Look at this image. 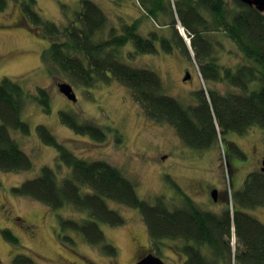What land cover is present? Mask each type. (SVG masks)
I'll return each mask as SVG.
<instances>
[{
  "label": "trees",
  "instance_id": "16d2710c",
  "mask_svg": "<svg viewBox=\"0 0 264 264\" xmlns=\"http://www.w3.org/2000/svg\"><path fill=\"white\" fill-rule=\"evenodd\" d=\"M15 1L24 7L23 26L49 41L41 58L50 73L69 77L72 83L85 88L115 78L129 89L148 118L174 126L187 146L211 149L223 135L228 156L243 159L241 164L248 160L238 149L235 136L258 127L264 139V12L256 7L240 0H137L144 16L152 17L156 24L147 34L141 28L142 18L109 26L105 10L95 0H80V9L66 25L45 19L36 8V0ZM8 3L9 0H0V11L6 10ZM179 22L190 36L204 79L213 84L226 83L234 90L220 92L210 86L208 94L204 89L197 91L195 104H185L166 93L157 71L127 62L141 54L159 52L160 44L168 52L176 49L190 55V48L177 28ZM224 37L242 54V62L236 67L218 60L217 50ZM31 95L12 78L0 81L2 172L19 173L35 166L32 154L23 149L13 133L31 134V125L23 119ZM35 97L43 110L50 113L49 91L40 88ZM59 113L62 123L76 134L105 140V127L76 116L75 112L63 109ZM36 130L45 144L57 149L58 164L66 165L70 172L62 177L55 167L42 166L36 177L13 186L12 192L39 200L52 209L62 210L70 205L84 214L82 219L60 214L62 229L71 227L88 243L101 244L109 254L116 255L117 248L107 241L100 227V223L124 224L125 217L109 204L113 201L138 210L157 249L163 239L176 241L172 246L186 255L185 264H231L233 234L239 243L235 258L239 264H264V223L247 212L264 207L261 169L248 172L241 186L234 184L231 205L227 203L223 212L215 213L203 210L191 199L183 205H170L165 196L155 201L143 199L137 183L120 168L102 159L77 155L45 124H38ZM15 223L18 227L16 218ZM2 235L12 244L19 243L10 228H3ZM12 264L37 262L27 254L16 253Z\"/></svg>",
  "mask_w": 264,
  "mask_h": 264
},
{
  "label": "rangeland",
  "instance_id": "374dc122",
  "mask_svg": "<svg viewBox=\"0 0 264 264\" xmlns=\"http://www.w3.org/2000/svg\"><path fill=\"white\" fill-rule=\"evenodd\" d=\"M36 1V8L44 18L60 25L68 24L81 6L80 0ZM95 1L105 10L109 26H120L135 18H142L141 28L147 34L156 27L152 17L144 16L137 0ZM24 12V7L15 0H9L7 9L0 11V81L5 77L12 78L32 94L23 114V119L31 125V134L25 136L18 131L13 133L24 147L22 148L32 154L35 166L19 173L0 170V264H12L16 253L31 256L37 264H134L140 246L144 247V254L154 250L168 264H185V255L179 253L175 245L172 246L176 241L163 239L159 242L158 249L152 245L147 226L134 208L109 202L110 206L118 208L125 217L124 224L119 226L100 223L107 241L117 248L116 255H111L101 244L88 243L79 231L71 227L62 229L60 214L65 218L84 217L74 207L68 205L62 210L52 209L39 200L17 196L12 192L13 186L36 177L42 166L55 167L62 177L70 172L66 165L58 164L57 149L39 138L36 130L38 124L47 125L57 139L67 144L77 155L91 160L102 159L120 168L137 183L141 198L155 201L158 197L165 196L171 202L170 205H183L186 200L191 199L202 209L222 212L219 203L223 200L214 201L210 190L213 187L220 189L224 196L227 195L228 204L231 205L230 163L232 157L236 160L235 156H228L223 135L217 146L211 149L198 150L187 146L174 126L160 124L148 118L129 89L115 78L106 84L85 88L74 81L72 83L67 76L69 79L50 73L41 58L49 41L23 26ZM178 30L190 48V55L176 49L168 52L160 44L159 52L141 54L127 62L157 71L164 81L166 93L185 104H195L197 91L204 89L208 94L210 86L220 92L234 90L226 83L213 84L204 79L191 47L190 36L179 28ZM221 41L223 43L217 50L219 62L236 67L242 62L241 52L226 37ZM131 45L132 43L128 44L125 49H129ZM186 70L191 72V80L185 79ZM61 81L73 84L78 97L76 102L60 92L57 83ZM40 88L49 91L50 113L43 110L35 97ZM63 109L105 127V140L96 141L73 132L60 119L59 112ZM117 136L121 137L120 140ZM235 139L237 145L247 153L248 160L246 164L234 161L240 166L236 170V184L241 186L246 173L261 167L264 159L263 132L256 127ZM233 210L232 208V213ZM247 212L264 223V207ZM10 218H16L18 227ZM3 228H10L19 238V243L12 244L5 239L2 235ZM237 240L236 234H233L231 264H239L235 259L239 253Z\"/></svg>",
  "mask_w": 264,
  "mask_h": 264
},
{
  "label": "water",
  "instance_id": "95a60500",
  "mask_svg": "<svg viewBox=\"0 0 264 264\" xmlns=\"http://www.w3.org/2000/svg\"><path fill=\"white\" fill-rule=\"evenodd\" d=\"M250 6L256 7L259 11L264 12V0H240ZM178 28H183L182 24L179 22L177 25ZM189 76L187 75L185 79H188ZM58 88L62 94H64L69 100L76 102L78 100L77 93L73 84L61 81L58 82ZM261 170L264 172V159L262 160V168ZM217 189H214L213 196L217 198ZM135 264H166V262L154 252H149L145 256H143L138 262Z\"/></svg>",
  "mask_w": 264,
  "mask_h": 264
},
{
  "label": "flooded vegetation",
  "instance_id": "af4514ba",
  "mask_svg": "<svg viewBox=\"0 0 264 264\" xmlns=\"http://www.w3.org/2000/svg\"><path fill=\"white\" fill-rule=\"evenodd\" d=\"M186 75H188L189 76V80H191L192 78H193V76H192V74H191V72L189 71V70H186V73H185ZM185 75V76H186ZM187 80V79H186ZM239 135H236L235 137H238ZM181 138V137H180ZM238 144V143H237ZM237 147H238V149L240 150V152L243 154V156H245V158H247L246 157V152H245V150H243L242 149V147L241 146H238L237 145ZM244 158V157H243ZM241 160H243V159H237L236 158V160H235V158H231V185H232V187L231 188H233L234 187V184H235V186H237V187H239V185H237L236 184V170L238 169V167H237V163H235L234 161H238V162H240ZM261 165H262V162H261ZM246 175H247V173H246ZM246 175H245V177H246ZM232 179L234 180V183L232 182ZM214 189H217L218 190V192H217V198L215 199L214 198V196H213V191H214ZM211 192H210V194H211V196H212V199L214 200V201H221V200H223V201H221V203H219V207H222V209H221V211L223 212L225 209H226V206H227V203H228V200H227V195H225L224 196V194L223 193H221V191H220V189H218V188H216V187H213V189L212 190H210ZM231 192H232V189H231ZM231 198H232V193H231ZM220 205H222V206H220ZM203 210H205V209H203ZM207 211H211V212H215V213H221V212H217V211H212V210H207ZM10 220L13 222V224H16L15 223V218H10ZM141 248V249H140ZM139 254L137 255V260L135 261V263L136 262H138L143 256H145L146 254H144L143 252H145V249L142 247V246H140L139 247ZM183 256H184V254H183ZM185 261H186V255H185V260H184V263H185ZM134 263V264H135ZM168 264V263H167Z\"/></svg>",
  "mask_w": 264,
  "mask_h": 264
}]
</instances>
